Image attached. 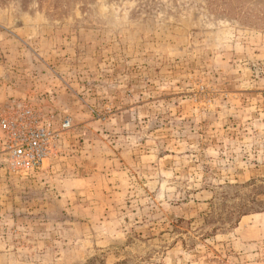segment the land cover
<instances>
[{"label": "rangeland", "instance_id": "rangeland-1", "mask_svg": "<svg viewBox=\"0 0 264 264\" xmlns=\"http://www.w3.org/2000/svg\"><path fill=\"white\" fill-rule=\"evenodd\" d=\"M15 103L56 136L0 132V264H264V0H0Z\"/></svg>", "mask_w": 264, "mask_h": 264}, {"label": "built area", "instance_id": "built-area-1", "mask_svg": "<svg viewBox=\"0 0 264 264\" xmlns=\"http://www.w3.org/2000/svg\"><path fill=\"white\" fill-rule=\"evenodd\" d=\"M69 126L64 121L62 129ZM3 138L1 146L12 168L29 173L38 168L50 150L56 136L48 125L25 104L15 103L0 117Z\"/></svg>", "mask_w": 264, "mask_h": 264}, {"label": "trees", "instance_id": "trees-1", "mask_svg": "<svg viewBox=\"0 0 264 264\" xmlns=\"http://www.w3.org/2000/svg\"><path fill=\"white\" fill-rule=\"evenodd\" d=\"M250 212L249 208L243 209L242 211L238 212L237 218L235 219V222H237L238 218L241 216H245Z\"/></svg>", "mask_w": 264, "mask_h": 264}, {"label": "bare ground", "instance_id": "bare-ground-1", "mask_svg": "<svg viewBox=\"0 0 264 264\" xmlns=\"http://www.w3.org/2000/svg\"><path fill=\"white\" fill-rule=\"evenodd\" d=\"M7 111H5L4 113H6ZM4 113L2 114V116L4 115ZM1 129V128H0ZM0 132H1V134H2V138H3V132H2V130H0Z\"/></svg>", "mask_w": 264, "mask_h": 264}]
</instances>
